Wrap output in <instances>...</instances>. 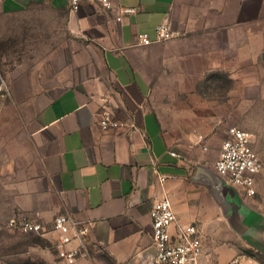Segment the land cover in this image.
Returning a JSON list of instances; mask_svg holds the SVG:
<instances>
[{
    "label": "crops",
    "instance_id": "0c3cea01",
    "mask_svg": "<svg viewBox=\"0 0 264 264\" xmlns=\"http://www.w3.org/2000/svg\"><path fill=\"white\" fill-rule=\"evenodd\" d=\"M111 1L0 0V206L84 222L87 249L67 264H151L162 197L203 241L230 225L206 182L213 154L184 147L160 111L206 109L216 79L249 77L264 51V0ZM166 20L173 38L139 43ZM103 110L122 125L103 129Z\"/></svg>",
    "mask_w": 264,
    "mask_h": 264
},
{
    "label": "rangeland",
    "instance_id": "374dc122",
    "mask_svg": "<svg viewBox=\"0 0 264 264\" xmlns=\"http://www.w3.org/2000/svg\"><path fill=\"white\" fill-rule=\"evenodd\" d=\"M216 80L221 83L214 88L218 91L208 93L215 103H209L206 109L161 110L164 130L187 149L211 153L215 160L229 127L253 133V147L263 163L255 176V193L248 196L226 190L224 207L230 225L206 236L201 264H233L237 258L264 264V51L254 74ZM7 220V206H0V264H67L58 257L52 240L8 227Z\"/></svg>",
    "mask_w": 264,
    "mask_h": 264
},
{
    "label": "built area",
    "instance_id": "2783aa9c",
    "mask_svg": "<svg viewBox=\"0 0 264 264\" xmlns=\"http://www.w3.org/2000/svg\"><path fill=\"white\" fill-rule=\"evenodd\" d=\"M96 3L105 9L113 7L111 0H70L72 9L77 10L82 3ZM136 9L124 7L117 14L116 20H122L123 13H133ZM112 21V19H109ZM175 36L169 20L156 26V34L138 35L139 43L150 45ZM9 94V87L0 74V97ZM99 122L103 129L119 127L120 121L115 119L109 110L99 113ZM203 136H200V140ZM254 136L250 131L231 126L222 141L220 154L215 160L216 172L224 180L248 196L255 193V176L263 169V163L253 147ZM207 149V146H204ZM173 155L180 156L176 151ZM167 177L160 176L161 181ZM152 237L155 256L151 264H201L204 256V241L198 223H176L177 215L168 197L156 200L151 209ZM7 226L26 232L36 233L54 242L60 259L75 263L87 249V225L68 212L57 214L50 226L34 220L25 213H17L7 220ZM233 264H261L254 260L235 259Z\"/></svg>",
    "mask_w": 264,
    "mask_h": 264
},
{
    "label": "water",
    "instance_id": "95a60500",
    "mask_svg": "<svg viewBox=\"0 0 264 264\" xmlns=\"http://www.w3.org/2000/svg\"><path fill=\"white\" fill-rule=\"evenodd\" d=\"M206 182L211 187L218 199H221L223 202L225 200V193L227 192V189H230L228 190L230 192L229 194L238 193L237 189L228 184L226 181V183L224 181H221L220 178H218V176L214 173H209L207 175Z\"/></svg>",
    "mask_w": 264,
    "mask_h": 264
}]
</instances>
